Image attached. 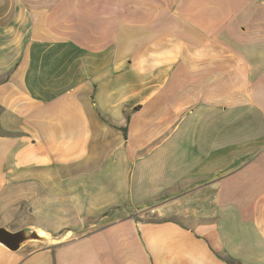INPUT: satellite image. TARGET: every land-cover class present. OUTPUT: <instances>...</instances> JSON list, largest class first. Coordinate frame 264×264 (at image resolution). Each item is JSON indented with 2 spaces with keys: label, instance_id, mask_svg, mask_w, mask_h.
I'll list each match as a JSON object with an SVG mask.
<instances>
[{
  "label": "crops",
  "instance_id": "1",
  "mask_svg": "<svg viewBox=\"0 0 264 264\" xmlns=\"http://www.w3.org/2000/svg\"><path fill=\"white\" fill-rule=\"evenodd\" d=\"M0 226L54 239L0 264H264V0H0Z\"/></svg>",
  "mask_w": 264,
  "mask_h": 264
},
{
  "label": "water",
  "instance_id": "2",
  "mask_svg": "<svg viewBox=\"0 0 264 264\" xmlns=\"http://www.w3.org/2000/svg\"><path fill=\"white\" fill-rule=\"evenodd\" d=\"M54 239L51 235L41 229L27 227L18 231H12L0 226V244L11 251H18L29 243L51 245Z\"/></svg>",
  "mask_w": 264,
  "mask_h": 264
},
{
  "label": "rangeland",
  "instance_id": "3",
  "mask_svg": "<svg viewBox=\"0 0 264 264\" xmlns=\"http://www.w3.org/2000/svg\"><path fill=\"white\" fill-rule=\"evenodd\" d=\"M94 87H92V89H93ZM111 104V102H97V109L98 110H101V109H108V107H109V105ZM111 106V105H110Z\"/></svg>",
  "mask_w": 264,
  "mask_h": 264
},
{
  "label": "trees",
  "instance_id": "4",
  "mask_svg": "<svg viewBox=\"0 0 264 264\" xmlns=\"http://www.w3.org/2000/svg\"><path fill=\"white\" fill-rule=\"evenodd\" d=\"M228 261H229L230 263L234 264L233 261H231V260H228Z\"/></svg>",
  "mask_w": 264,
  "mask_h": 264
}]
</instances>
